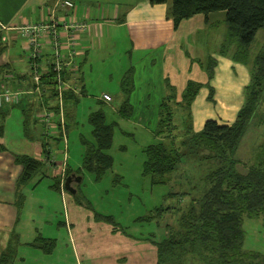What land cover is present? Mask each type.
Listing matches in <instances>:
<instances>
[{
	"label": "trees",
	"instance_id": "trees-1",
	"mask_svg": "<svg viewBox=\"0 0 264 264\" xmlns=\"http://www.w3.org/2000/svg\"><path fill=\"white\" fill-rule=\"evenodd\" d=\"M168 1L169 15L175 26L195 14H202L207 22L210 14L223 11L226 32L214 54L229 57L232 62L249 69V81L244 86L243 103L230 123L206 119L198 130H195L192 124L191 102L202 86L209 91V101H214V89L210 83L214 77L217 60L213 54L208 55L204 62L206 82L189 79L180 99L172 90V94L160 101L157 125L152 131L156 139L143 148L145 158L141 174L149 178L152 184L163 185L171 183L172 180V184L182 183L184 189L169 193L180 197L176 207L155 209L157 213L162 214L171 212V215L165 218V223L156 222L166 228V233L161 239H153V233L137 237L155 247V264H264V254L243 248L244 218L262 219L264 223V147L260 146L253 156L252 164L245 171L238 168L240 160L236 155L247 124L257 115L264 97L259 88L263 84L260 79H264V51L257 52L252 45L257 30L264 28V0H149L152 4ZM199 64L203 67L202 62ZM69 69L71 67L67 65L63 67L62 77L75 86L68 75ZM132 74L133 70L128 69L121 81L123 94H120L118 113L123 120L130 119L133 114V106L129 101L134 85ZM57 83L56 72L52 71L50 66L41 73L37 86L44 90L39 96H47L44 105L48 111L46 116H43L47 126L61 129L60 119L59 122L54 119V122L46 120L60 112ZM32 87H36L34 82ZM80 95L70 88L62 89L61 99L65 108L67 109L69 102L72 108H75L80 101ZM23 97L25 98V95ZM7 105L4 102L0 107ZM30 106L22 105L21 109L30 110ZM104 107L105 102L98 101L88 116L93 141L81 140V166L74 170L66 161L65 168L61 169L62 173L60 171L58 175L50 176L51 190L60 192V184L63 185L69 175L78 176L87 171L94 175L95 180H101L111 168L113 159L106 150L112 144L113 133L119 123L107 122ZM180 108L187 111L186 116L178 114ZM173 109L180 116L179 122L174 123L176 120L173 119ZM54 138L55 141L63 140L62 134ZM42 146L46 155L45 162L25 153L15 155V162L22 166V173L17 180L19 188L27 184L38 172L45 174L43 167L49 162L48 155L53 152L48 148L47 141H44ZM51 161L53 163L50 165H53L55 160ZM195 168L202 172L193 177ZM176 177L181 179L176 180ZM40 180L41 177L37 182ZM62 190L69 189L64 185ZM76 201L81 202L77 198ZM94 218L97 221L114 222L108 215L94 214ZM145 218L151 220V216ZM4 259L3 256L0 261Z\"/></svg>",
	"mask_w": 264,
	"mask_h": 264
},
{
	"label": "rangeland",
	"instance_id": "rangeland-1",
	"mask_svg": "<svg viewBox=\"0 0 264 264\" xmlns=\"http://www.w3.org/2000/svg\"><path fill=\"white\" fill-rule=\"evenodd\" d=\"M209 21L211 23L206 30H200L196 35L194 33L183 34L182 56H177L175 62L178 68H186L191 74L200 71L196 74V79L200 80L206 79L204 63L206 58L208 55L216 53L215 51L226 32L223 11L210 14ZM105 36L100 37L103 49L95 51L96 57L91 63L93 73H90L87 65L84 67L85 77H90L88 91L85 96L81 97L75 108H70L72 111L70 117H73V120L70 119L66 144L63 140L53 142L52 152L62 162L60 166H56L55 170L50 169V173L60 172L62 168H65L66 161L71 169L77 170L81 166L83 152L81 140L93 141L91 126L88 122L90 112L95 109L92 104L95 102V98L103 95L104 92H112L117 83V77L121 75L122 67H126L131 60L125 57L118 58L117 54L115 57L109 55L114 46L109 39L104 44ZM196 36L197 39H195ZM252 45L257 52L264 51V28L257 30ZM171 52L166 57H169ZM172 53L173 56L178 55V51ZM139 54L142 56L140 52ZM107 55L109 58H106ZM115 59L121 60L120 67ZM199 61L203 63V67L200 66ZM224 62H231V67L224 68L222 66ZM221 64L218 65L217 62V68H214V75L215 69L217 70L215 81L213 80L216 91V94L213 95L214 101H209L208 90L202 86L191 102L192 124L194 117L196 128L201 127L198 123H203L205 119L230 123L243 103V83L246 81V76L244 77L236 67H233L234 63L229 57H222ZM155 68L157 69V66ZM109 72L112 73L110 80ZM260 82H263L260 85L262 87L259 88L264 94V79L261 78ZM233 90L235 94H232ZM24 95L35 94H22L21 99ZM109 95L112 100L106 102L104 107L107 122L117 121L119 123V127L117 126L114 130L112 144L106 150V153L113 159L111 168L105 172L101 180H95L94 175L87 171L78 176L69 175L74 178L69 181L71 190L65 191L63 199L59 193L45 189L49 183L47 178L37 182L43 172L35 174L24 185L28 192L27 200L21 215H18V220L15 222L9 218L5 223L0 222V239H3V244H0V256L5 258L0 261V264H155V247L137 236H147L149 233H153V239H161L162 235L166 233V228L156 222L165 223V218L171 215V212L162 214L157 213L155 209L166 206L176 207L180 197L169 195V193H177L184 187L182 183L172 184V180H170L171 183L155 185L150 182L149 178L143 177L141 174L145 158L143 148L156 139L151 131L157 125V106L154 109L156 116H152L151 131L149 132L138 127V122L128 126L114 109L119 103L118 97L116 94ZM136 95L140 94L134 96ZM156 95L157 93L151 94L150 101L153 102ZM37 96L39 97V94ZM135 100L138 105V100ZM142 100L140 98L141 102ZM130 103L132 105V102ZM139 110L133 111V120L136 119ZM173 112V119L176 120L174 123L179 122L178 114L184 116L187 114L184 108H180L178 114L175 109ZM22 115L25 120L24 131L31 132L33 125L36 127L40 125V122L35 121L38 118L42 119L39 110L24 109ZM145 117L147 119L148 116L145 115ZM146 119L143 120V124L146 123ZM260 146L264 147V97L257 115L252 117L247 124L236 154L240 160L238 168L241 171H245L252 164L253 156ZM65 155L68 157L64 161ZM48 163L53 162L49 161ZM49 166L46 165V167ZM201 172L202 170L195 168L193 177ZM180 179L176 177V180ZM65 180L63 185L60 184L61 194ZM76 198L81 202H75ZM94 214L108 215L114 222L97 221ZM148 216H151V220L145 218ZM243 228L245 230L243 248L264 254V223L262 219L245 217ZM121 230H125V232L123 233ZM42 235L43 239L36 248L25 243L31 241L35 236L40 241L38 236L42 237ZM18 239L21 242L19 244L17 243ZM8 242L10 243L8 244ZM11 251H16V256H22L23 259L12 257Z\"/></svg>",
	"mask_w": 264,
	"mask_h": 264
},
{
	"label": "crops",
	"instance_id": "crops-1",
	"mask_svg": "<svg viewBox=\"0 0 264 264\" xmlns=\"http://www.w3.org/2000/svg\"><path fill=\"white\" fill-rule=\"evenodd\" d=\"M59 1L60 0H0V90L25 91L32 89V94L44 92V90L40 88L37 89L36 87H32L34 81L29 57L30 48L27 39L19 33L18 27L26 23L43 21L52 14H55L64 21L74 19L79 22L85 21L88 23L87 30L74 34V49L76 52L72 57V63L67 65L71 67V69L68 70V75L70 79L72 78L76 87V91L74 92L76 94H81L79 96L80 100L81 97L87 94L90 80V77H85L86 71H84V67L87 65L90 73H93L91 63L94 57H96L95 51L97 52L103 49L101 48L100 37L106 34L104 44L107 43L108 39L113 44L114 47L109 55L115 57L117 54L118 58L125 57L128 60L131 59L126 67H122V71H120L121 75L117 77L118 80L112 92L107 91L103 93L108 95L116 94L119 103L118 105L116 104L114 109L118 113L121 101L120 94H123L121 88L123 75L128 69L134 70L132 74L134 85L129 101L132 102L133 111L140 109V112L136 115V119L133 120L132 116L130 119L125 120L128 126L138 122V127L150 132L152 116H156L154 111L155 107L157 106L159 109L160 101L166 99L170 93L172 94V90L175 91L177 98L180 99V94L189 79L198 82L207 81L206 73L205 80L196 79V74L200 71L191 74L186 68H178L175 62L177 56H182L181 45L183 34L190 35L194 33V35H196L198 31L206 30L211 23L209 21L210 15L207 22L202 14H195L189 19L182 20L178 26H175L169 15V1L166 3L152 4L149 0H72L74 5L70 8L57 5ZM66 35L65 31H61V41L63 45L62 53L64 56L66 55ZM195 39H197V36ZM170 51H178V55L173 56L174 54L171 52V54H169L170 56L166 57ZM109 55H107L106 58H109ZM213 55L215 58L217 56L218 65H222V57L216 54ZM51 58V46L47 40L44 39L42 42V53L39 58L41 73L50 67ZM115 60L120 67L121 60ZM200 62L201 61H199V63ZM103 64H105V62H103ZM156 66L157 69L155 68ZM222 66H224V68H227V66L231 67V62H224ZM233 67H236L244 77L246 76V81L243 83V86H245L249 81L247 68L240 64L237 66L236 63L233 64ZM216 72L217 70L215 69L214 78L210 83L213 89V80L215 81ZM108 76L110 80L112 73L109 72ZM206 90L208 89L206 88ZM156 93L157 95L154 101H150L151 94ZM207 93L209 94V91H207ZM37 94L32 96L25 95V98L23 97L18 104H8L9 106L0 107V127L2 128L0 129V222L2 221V223H5L9 218H12V220L16 222L27 200L28 192L26 191V187L22 186V188H19L17 185V180L22 173V166L15 162V155L25 153L45 162L44 158L46 155L43 153L42 144L44 141H47L48 148L52 151L54 149L53 142H57L54 137L62 134L61 129L47 126L44 120L45 117L43 118L48 111L47 107L44 105V99L47 96L44 94L38 97ZM135 94L140 95L134 96ZM213 94H216L215 89ZM232 94H235L234 90ZM109 96L110 100L104 99L103 95L95 98V102L92 105L95 108L98 101H103L106 105V102L112 100L111 95ZM140 98L143 99V103L140 101ZM135 99L138 100V105H136ZM27 104L29 106L32 104L30 107L34 106L30 109L31 111L39 110V113L43 115H41V120H35L40 122L41 126L38 125L36 127L33 125V131L31 132L24 131L25 120L22 115L21 106L25 105L27 107ZM70 107H72L71 102L67 104V109L64 103H62V117L65 123V136L67 139L70 119L73 120V117H70L72 112L70 111ZM150 107L152 109H149ZM158 109L157 116L159 112ZM145 115L148 116L147 119ZM48 119L49 122H54V120L59 122L60 112L59 114L56 112L54 116L46 120ZM144 119H146L145 124H143ZM198 124L202 127L203 123ZM195 125L193 117L194 129L198 130L201 128H196ZM48 156L50 157L48 159L49 161L52 159L55 160V165L46 163V165H50V168L44 165L43 171L46 175L43 173L40 177L41 179L47 178L49 181L45 189L57 193L50 189V176L58 175L59 172L50 173V169L52 171L55 170V168H57L56 166H60L62 161H59L58 157H55L53 153H50ZM65 156L64 161L68 155ZM58 193L63 199L65 190H62V194L61 191ZM16 236L18 235L16 234ZM40 241L37 239V236H35L31 241L25 243L36 248ZM9 243L10 242H8V244ZM17 243H21L20 240L17 241ZM0 244H3V239H0ZM11 254L12 257H20L21 260L23 259L22 256H16V251H11ZM2 257L3 256H0V260Z\"/></svg>",
	"mask_w": 264,
	"mask_h": 264
},
{
	"label": "built area",
	"instance_id": "built-area-1",
	"mask_svg": "<svg viewBox=\"0 0 264 264\" xmlns=\"http://www.w3.org/2000/svg\"><path fill=\"white\" fill-rule=\"evenodd\" d=\"M57 5H61L64 8L73 7V3L71 0H60ZM87 28L88 24L86 22H79L74 19H68L67 21H64L63 19L57 17L55 14H52L49 18L43 21L26 23L18 27L19 33L27 39L30 48L29 57L31 60V68L33 70L32 77L37 89V84L39 83L41 76L39 58L42 53L43 40H47V42L51 46L52 58L50 59V66L52 68V71L56 72V80L58 82L57 89L60 98V123L62 126L61 133L65 144L67 138L65 136L66 133L64 128V120L62 117L63 110L61 94L62 89L64 88H70L73 91H76V87L69 84V82H67L62 77L61 72L64 66L72 63V57L76 52V50L74 49V34L83 32L87 30ZM61 31H65L67 34L65 56L62 53L63 45L61 41ZM24 93H32V89H28L25 91H12L8 89H2L0 91V104L4 102L7 104H16L21 100L22 94ZM103 98L106 100H110V96L108 94H103Z\"/></svg>",
	"mask_w": 264,
	"mask_h": 264
},
{
	"label": "water",
	"instance_id": "water-1",
	"mask_svg": "<svg viewBox=\"0 0 264 264\" xmlns=\"http://www.w3.org/2000/svg\"><path fill=\"white\" fill-rule=\"evenodd\" d=\"M69 177H70V176H68V177L66 178L64 185H65V187H66L67 189L71 190L70 187H69V181H70ZM76 179L78 180V178H76ZM79 179H80V178H79Z\"/></svg>",
	"mask_w": 264,
	"mask_h": 264
},
{
	"label": "flooded vegetation",
	"instance_id": "flooded-vegetation-1",
	"mask_svg": "<svg viewBox=\"0 0 264 264\" xmlns=\"http://www.w3.org/2000/svg\"><path fill=\"white\" fill-rule=\"evenodd\" d=\"M74 178V176H70L69 179L72 181V179Z\"/></svg>",
	"mask_w": 264,
	"mask_h": 264
}]
</instances>
